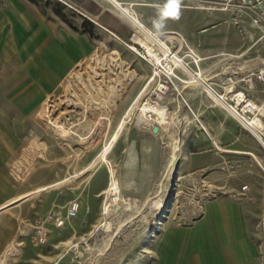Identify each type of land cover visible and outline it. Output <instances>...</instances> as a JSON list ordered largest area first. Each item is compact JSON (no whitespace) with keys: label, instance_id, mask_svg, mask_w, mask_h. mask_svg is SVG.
Masks as SVG:
<instances>
[{"label":"rangeland","instance_id":"rangeland-1","mask_svg":"<svg viewBox=\"0 0 264 264\" xmlns=\"http://www.w3.org/2000/svg\"><path fill=\"white\" fill-rule=\"evenodd\" d=\"M21 2L51 26L57 49L68 36L87 51L83 59L64 53L70 69L48 88L56 65L43 45L15 34L32 18L29 11L0 0V264H162L160 241L167 231L196 223L208 202L245 200L261 214L264 146L192 81L205 80L228 105L240 93L245 101L237 103L239 111L246 102L256 104L264 139V39L239 1L175 0V15L169 14L173 0L134 8L182 65L165 59L129 18L85 23L60 0ZM145 43L163 56V65L148 55ZM61 83L45 119L39 112ZM149 101L168 110L167 123L140 120ZM143 139L149 142L138 165L125 168ZM73 203L79 204L78 216L57 227L55 219ZM256 219L264 241V218ZM40 225L50 230L43 244L35 238Z\"/></svg>","mask_w":264,"mask_h":264},{"label":"crops","instance_id":"crops-1","mask_svg":"<svg viewBox=\"0 0 264 264\" xmlns=\"http://www.w3.org/2000/svg\"><path fill=\"white\" fill-rule=\"evenodd\" d=\"M60 1L77 10L85 17L84 20H92L93 23L106 25L113 21L109 18H119L120 20L121 18H126L127 20L129 18L141 33H143L142 31H150L138 19L134 9L144 6L145 2L150 0ZM25 5L21 0H14V6L19 12L23 14L25 12L26 14L29 11L32 17L28 20V24L24 25L21 22V24L17 25L15 34L17 33V36H19L18 34H23L26 37L23 40L27 41L29 39L33 43L43 45L41 47L46 49L48 53L47 57L56 65V73L48 78V88H55L70 69V64L62 58L64 53L71 52L75 57L82 58L87 50L83 47L81 41L73 40L68 36H65V41L61 43L63 48L61 50L57 49L60 43L57 40H53L51 26L40 21L38 19L39 16L33 8L26 10L24 7H27V5ZM22 9H24L23 12L21 11ZM17 45H19L18 42ZM92 85L94 86V83ZM61 87H63L62 83L57 86L55 93L44 102L39 112V115L43 118L49 119L51 117L52 105L56 102V95ZM87 87V84L84 82V88ZM88 91L90 90L87 89V93L85 94L90 97ZM114 95L115 89L110 88L108 92V97L111 98L110 101L114 100ZM138 100L139 98L136 99L134 104ZM67 103L72 104L74 102L68 99ZM134 104L124 117L130 114ZM110 106L113 107L112 104ZM117 129L114 131L113 136L116 134ZM160 129L159 126V131ZM159 131L153 132L159 133ZM148 142L149 139H143L139 149H135L136 156L132 152L129 162L124 166L125 168L132 170L138 165L137 157L139 153L143 154L145 152ZM251 154L253 153L251 152ZM108 189L109 186L102 193H105ZM31 193L33 192L25 196ZM22 197L13 202L20 200ZM253 210L246 205L245 200L244 202L219 200L208 202L204 215L196 223L189 227L175 228L167 231L164 238L160 241V254L162 260H164L162 264H264V241L260 238L257 230H255L258 220L256 218L260 216H262V219L264 218V208H262L261 214Z\"/></svg>","mask_w":264,"mask_h":264},{"label":"bare ground","instance_id":"bare-ground-1","mask_svg":"<svg viewBox=\"0 0 264 264\" xmlns=\"http://www.w3.org/2000/svg\"><path fill=\"white\" fill-rule=\"evenodd\" d=\"M146 33L149 34V36L151 37V40H153V44L154 46H157L161 49L162 53L164 54V58L170 61H173L174 63L178 64V65H182V59L176 54L174 53L169 46L165 43L160 41L159 39H157V37L155 36L154 33L147 31ZM154 38H153V37ZM156 38V39H155ZM147 48V53L148 55L156 60L160 65L162 64V57L163 56H159L158 53L155 51L153 46H150L148 44H144ZM170 69V68H169ZM169 71V70H168ZM191 73V72H190ZM192 75V74H191ZM193 77V76H192ZM197 78V77H196ZM195 83H200L203 86H205L206 90L208 93H210L221 105H223L225 108H227L228 110L231 111V109H229V105L227 104V102L224 100L225 96L223 95H218L216 94L212 89H210L206 83L205 80H200V79H196V80H192ZM196 86V85H195ZM240 96H242L241 94H234L232 96L233 99H240ZM240 102V101H238ZM256 105L254 103H249L245 106V109L247 110L248 108H255ZM232 112V111H231ZM234 113V112H233ZM232 113V114H233ZM235 114V113H234ZM233 114V115H234ZM168 115V110L165 107L162 106H157L156 104H154L152 101L147 102L146 105H144L141 108L140 111V120L141 121H146V122H153V121H158V123L160 124H164L167 123L166 118ZM236 117V115H234ZM237 118V117H236ZM168 119V118H167ZM250 124L246 123L247 128L250 130V132L257 138V140L264 146V139H263V133L258 130V127H262V123L260 122V120L258 118H253L252 120H249ZM125 124V119L121 122L119 129L123 128V125ZM119 129H117L116 134L111 137V139L109 140L108 144L106 145V147L103 149V151L100 154V157L105 160L106 154L108 151H110V148L112 147V145L114 144V142L116 141V139L118 138L119 135ZM179 146V145H178ZM177 150V146H174L173 151L175 152ZM172 154V153H171ZM171 158V157H170ZM175 160H176V155L174 153V155L172 156L171 162H170V166L175 164ZM169 166V165H168ZM85 171V170H84ZM58 185V184H57ZM45 188V187H42ZM107 212V211H106ZM11 249V247H10ZM8 253V252H7ZM5 260V259H4Z\"/></svg>","mask_w":264,"mask_h":264},{"label":"built area","instance_id":"built-area-1","mask_svg":"<svg viewBox=\"0 0 264 264\" xmlns=\"http://www.w3.org/2000/svg\"><path fill=\"white\" fill-rule=\"evenodd\" d=\"M236 1V0H235ZM240 2V7H243L244 14L247 18H251V20L258 25L260 28L259 36L261 39H264V0H237ZM264 79V76H261ZM240 94V93H238ZM230 100L236 101L235 105L229 104V109H231L232 113L236 115L237 119L247 127L246 123L250 124L249 120H252L254 116L256 117L258 114L257 106L255 108H248L247 110L242 109L238 110L237 103L240 101H245L244 96H240V99H233ZM251 102H246L245 106ZM256 105V104H255ZM251 125V124H250ZM258 129V128H257ZM247 187H244L246 189ZM79 212V204L73 203L66 211V215L59 216L55 219V225L57 227L65 226L66 222L70 219H73L77 216ZM50 230L45 227L44 225H40L35 232L36 242L38 244H43L48 241Z\"/></svg>","mask_w":264,"mask_h":264},{"label":"snow or ice","instance_id":"snow-or-ice-1","mask_svg":"<svg viewBox=\"0 0 264 264\" xmlns=\"http://www.w3.org/2000/svg\"><path fill=\"white\" fill-rule=\"evenodd\" d=\"M170 7L172 8V11L169 14L175 15V0H173V4Z\"/></svg>","mask_w":264,"mask_h":264},{"label":"water","instance_id":"water-1","mask_svg":"<svg viewBox=\"0 0 264 264\" xmlns=\"http://www.w3.org/2000/svg\"><path fill=\"white\" fill-rule=\"evenodd\" d=\"M153 131H154V132H158V131H159V126H158V125H155V126L153 127Z\"/></svg>","mask_w":264,"mask_h":264},{"label":"trees","instance_id":"trees-1","mask_svg":"<svg viewBox=\"0 0 264 264\" xmlns=\"http://www.w3.org/2000/svg\"><path fill=\"white\" fill-rule=\"evenodd\" d=\"M84 22L86 23V20H84ZM91 25H94V24H91ZM91 30V29H90ZM90 32V31H89Z\"/></svg>","mask_w":264,"mask_h":264}]
</instances>
